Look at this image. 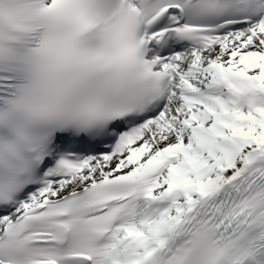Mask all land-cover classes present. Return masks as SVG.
<instances>
[{"label":"snow or ice","instance_id":"1","mask_svg":"<svg viewBox=\"0 0 264 264\" xmlns=\"http://www.w3.org/2000/svg\"><path fill=\"white\" fill-rule=\"evenodd\" d=\"M0 264H264V0H0Z\"/></svg>","mask_w":264,"mask_h":264}]
</instances>
